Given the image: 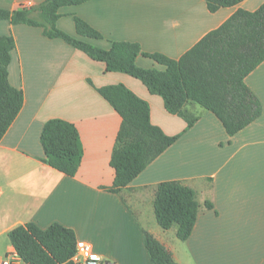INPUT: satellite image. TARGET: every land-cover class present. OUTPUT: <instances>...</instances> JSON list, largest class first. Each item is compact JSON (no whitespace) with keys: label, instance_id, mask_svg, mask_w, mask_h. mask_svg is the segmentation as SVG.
<instances>
[{"label":"crops","instance_id":"crops-1","mask_svg":"<svg viewBox=\"0 0 264 264\" xmlns=\"http://www.w3.org/2000/svg\"><path fill=\"white\" fill-rule=\"evenodd\" d=\"M45 1L0 0V9H29ZM263 4L245 0L211 13L205 0H93L60 9L57 28L103 50H110L111 42H132L144 53L178 60L238 10L254 12ZM74 16L104 39L79 36ZM4 36L16 42L9 81L23 90L25 102L0 141V260L16 251L12 230L60 224L111 264H152L145 231L177 264H264V62L245 79L262 114L230 137L214 114L193 103L184 108L195 120L187 129L185 119L168 113L163 99L142 82L106 72L105 64L61 39L45 37L43 28L0 21ZM137 65L165 70L144 56ZM117 84L149 103L154 125L168 136L181 135L120 194L106 188L116 177L110 162L122 119L97 91ZM52 119L74 124L80 133L84 155L75 177L44 161L41 134ZM168 181L192 188L200 205L185 242L178 239L176 226L165 231L156 220V187Z\"/></svg>","mask_w":264,"mask_h":264},{"label":"trees","instance_id":"trees-1","mask_svg":"<svg viewBox=\"0 0 264 264\" xmlns=\"http://www.w3.org/2000/svg\"><path fill=\"white\" fill-rule=\"evenodd\" d=\"M93 0H46L32 8L14 11L0 9V21L12 25L43 28L45 37L61 39L91 60L101 62L108 73H122L140 82L152 95L163 99L165 109L184 118L191 128L184 108L197 104L222 123L230 137L237 135L262 114V106L245 83L246 77L264 62V4L256 11L238 10L221 27L210 32L180 59L144 53L140 44L111 42L103 50L69 36L57 28L60 9L79 6ZM215 13L236 7L245 0H205ZM79 36L94 40L104 37L88 23L74 16ZM16 48L12 36L0 37V141L19 116L25 96L9 81V66ZM144 56L165 70L143 69L137 58ZM122 119L111 167L116 172L113 186L107 191L120 194L146 168L167 151L181 135L168 136L151 121V108L123 84L97 89ZM45 163L53 169L75 177L84 149L77 127L62 119L48 121L41 134ZM206 208L212 209L211 203ZM154 210L157 223L167 231L177 227V237L185 242L195 228L200 205L196 192L178 181L162 182L156 187ZM145 245L152 264H177L173 254L152 234L144 232ZM10 241L28 264H73L77 238L73 230L60 224L41 229L27 224L12 230Z\"/></svg>","mask_w":264,"mask_h":264},{"label":"built area","instance_id":"built-area-1","mask_svg":"<svg viewBox=\"0 0 264 264\" xmlns=\"http://www.w3.org/2000/svg\"><path fill=\"white\" fill-rule=\"evenodd\" d=\"M0 264H28L17 253L13 251L7 255ZM73 264H111L105 258L95 253L93 247L85 241H77L76 254L73 258Z\"/></svg>","mask_w":264,"mask_h":264}]
</instances>
